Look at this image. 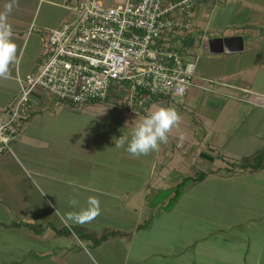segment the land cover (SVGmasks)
Listing matches in <instances>:
<instances>
[{"label":"crops","instance_id":"crops-1","mask_svg":"<svg viewBox=\"0 0 264 264\" xmlns=\"http://www.w3.org/2000/svg\"><path fill=\"white\" fill-rule=\"evenodd\" d=\"M64 2L0 0V11L12 3L8 23L17 44V62L0 77V113L17 98L19 78L36 67L47 29L67 19ZM42 7L45 14L38 20ZM52 11L62 12L54 24ZM174 15L185 19L179 12ZM189 20L191 28L177 31L176 38L186 59L195 62L196 83L218 78L225 85L210 84L211 91L196 84L182 97L155 100L150 111L158 105L174 106L181 120L158 151L134 157L137 163L121 148L119 158L115 156L118 131L127 133L134 124H86L92 108L113 106L126 114L121 108L108 101L76 110L39 90L33 93V111L20 137L0 154V264H264V204H258L254 215L256 204L245 192L228 202L216 198L234 192H196L203 199L197 203L192 194L188 207L182 206V198L189 192H183L169 209L161 210L173 192L155 201L158 192H132L117 182L125 181L126 173L143 175L146 182L163 173L176 179L198 172L230 175L236 168H227L225 162L264 147V128L258 131L250 125L242 136H229L225 123L238 118L244 106L220 93L250 89L235 78L250 68L264 70V0L199 2ZM257 96L264 101V95ZM262 107L245 113L264 117ZM218 143L224 153L215 152ZM216 161L217 167H210ZM237 170L258 174L264 167ZM90 196L99 199L100 215L87 224L74 223L68 218L75 210L70 201L76 199L82 207ZM219 206L226 217L217 216Z\"/></svg>","mask_w":264,"mask_h":264},{"label":"built area","instance_id":"built-area-1","mask_svg":"<svg viewBox=\"0 0 264 264\" xmlns=\"http://www.w3.org/2000/svg\"><path fill=\"white\" fill-rule=\"evenodd\" d=\"M217 1L65 0L67 19L47 29L36 67L19 78L17 98L0 113V154L20 137L38 90L76 110L109 101L137 116L155 100L184 96L199 76L176 32L191 28L196 4Z\"/></svg>","mask_w":264,"mask_h":264},{"label":"rangeland","instance_id":"rangeland-1","mask_svg":"<svg viewBox=\"0 0 264 264\" xmlns=\"http://www.w3.org/2000/svg\"><path fill=\"white\" fill-rule=\"evenodd\" d=\"M38 13H39L38 20H40L41 17L45 14V7H42L41 10H38ZM61 15H62V12L58 11V13H53L52 11L51 16H50V19L52 20L51 23L54 24V22L57 20V17H61ZM217 79L218 78H211V79L208 78L207 84L209 85V89L211 91H214V89L210 87V84L213 86L225 85L224 82H222V79H218V80ZM235 82L240 83L242 86L248 87L250 89L238 88L239 90H237L234 88H230V89L227 88L220 92L226 99L229 100V102H234V101L240 102V104L244 106L243 108L244 110L243 112L241 111V115H239L238 118H234L233 120L225 123L226 124L225 126L228 127L229 136L231 137H235L236 135H238L239 137L242 136L245 131H248L247 129L250 127V125L255 127V130L261 131V129L264 128V117L257 116L255 118L252 116L249 117L248 115L250 112H252L251 110L253 108H256V106L257 107L263 106L258 100H256V98L258 97L257 94L264 95V70L261 69L258 72L256 68H250L246 73L237 76L235 78ZM92 109H99V111L97 112ZM92 109L89 110L91 111V114L85 115L86 124H94V125H103V124L109 125L110 124V125H114L117 128H119V126L121 127L123 125H129V124L135 125L136 122L142 119V117L131 116V114L125 111L124 113L126 114L123 113L124 115H120L116 107L113 108V106L109 109L101 108V107L92 108ZM247 111L249 112L248 114L245 113ZM262 115H264V112L262 113ZM121 133H123V131L119 130L118 137L121 135ZM213 147H216V150H215L216 153L217 152L224 153L225 148L220 143H218L217 146H213ZM116 148H117V154H115V156L116 158H119L121 153L118 154V149H120V147L116 146ZM121 149H124V148H121ZM258 150H264V147L262 146ZM243 151H246V153H248L250 150L249 151L243 150ZM234 153L241 155L239 154L241 152H234ZM149 155L150 153L147 155H142V156L144 157V156H149ZM124 156H126V158L128 159L133 157L134 162L135 163L138 162L134 158V156H132L130 153ZM186 157H188V155H186ZM177 159L180 160V157L179 158L177 157ZM241 160L232 161L231 163H228L229 165L225 162L226 167L228 166L227 168H230V166L231 167L235 166L236 170H234L235 172V173L233 172L234 174L222 176V175H219L218 173H213V174L206 175L203 179L199 181L193 180L195 175L194 176L192 175L190 177H188L189 175L188 176L186 175V176H182L180 179H176L175 175H168V173H163L162 176L159 177L157 180H153V176H149V180H147L146 182V178L143 175H140L137 173H133V174L126 173L125 174L126 180L125 181L118 180L117 182L118 184L125 183L127 186L132 188V192H158V194L154 195L155 201L163 199L164 197H166L168 192H174L175 188L178 187L179 192H181V194L183 192H189L188 194L183 195L184 197L182 198V206L184 205L185 207H188L189 200L190 202H192L191 200L193 199L192 194L195 195V200L197 203H200V201L203 199V197L200 196V194L196 192H234L232 194L226 193L224 194V196H219L216 198L217 201H218V198H220L224 202H228L230 199H232L233 195L237 196L239 192H245V196L247 197L248 195V198H250L249 199L250 202L254 200L253 203L256 204L254 208L252 207L253 209H255L254 215H256L257 214L256 208L258 207V204L259 205L264 204V172L258 173L259 175L251 174V173H236V171H238L237 169L241 167L240 166L242 163ZM217 163L218 161L214 162L213 166H210V167H217L216 165ZM232 163L235 165H231ZM224 169L225 171L227 170L225 167ZM224 169L222 168V170ZM121 174L119 173L118 177H121ZM185 177L188 178V180H185L184 184L180 185L179 183ZM254 188H258V189H255V192L253 193ZM145 189H148V190L146 191ZM254 197L256 198V200ZM235 201H238V200L236 199ZM172 204L173 202L170 203L169 206L166 205V206L161 207V210L169 209V207ZM219 208L221 210L217 211V214H218L217 216L226 217V211L220 206Z\"/></svg>","mask_w":264,"mask_h":264},{"label":"clouds","instance_id":"clouds-1","mask_svg":"<svg viewBox=\"0 0 264 264\" xmlns=\"http://www.w3.org/2000/svg\"><path fill=\"white\" fill-rule=\"evenodd\" d=\"M12 3L5 5L6 11H0V77L7 76L10 67L17 62V44L13 38V27L8 23ZM180 120L181 115L174 106L158 105L148 111L127 133H121L116 146L124 148L134 157L158 151L161 144L167 142L170 130ZM70 204L75 210L68 213V218L76 224H87L101 213L100 201L95 196L88 197L82 207H78L76 199H72Z\"/></svg>","mask_w":264,"mask_h":264},{"label":"trees","instance_id":"trees-1","mask_svg":"<svg viewBox=\"0 0 264 264\" xmlns=\"http://www.w3.org/2000/svg\"><path fill=\"white\" fill-rule=\"evenodd\" d=\"M241 163V168H251V169H259L264 167V150H257L255 153H253L250 156L244 157ZM206 173L204 172H198L195 177L193 178L194 181H199L205 177ZM185 180H188V178H183V180L179 183L180 185L184 184ZM181 192H179L178 187L175 188L172 197L169 199L168 206L170 203L175 202L178 197L180 196Z\"/></svg>","mask_w":264,"mask_h":264}]
</instances>
